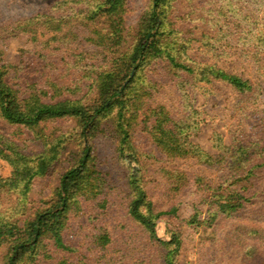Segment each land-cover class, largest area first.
I'll use <instances>...</instances> for the list:
<instances>
[{
    "label": "rangeland",
    "instance_id": "rangeland-1",
    "mask_svg": "<svg viewBox=\"0 0 264 264\" xmlns=\"http://www.w3.org/2000/svg\"><path fill=\"white\" fill-rule=\"evenodd\" d=\"M104 3L0 0V67L7 72L8 84L21 97L35 92L46 103L72 100L95 105L97 79L132 53L151 7V0H126L123 12L104 15ZM165 11L187 45V63L248 80L253 91L241 93L223 81H201L162 60L148 66L145 91L137 90L144 98L140 120L131 131V149L120 151L115 110L89 142L97 190L85 196L89 200L80 197L79 207L68 215L64 241L74 251H55L52 241L44 239L38 264H56L65 257L87 264H140L148 253L151 264H167L164 259L175 246L151 251L147 232L129 215L138 188L157 212L177 209L163 215L155 229L165 243L178 236L181 248L175 264H264V170L253 205L221 213L212 203H232L230 196L212 198L213 189L225 181L228 149L241 142L264 146V0H170ZM159 110L186 129L188 144L198 147L210 162L194 153L175 155L156 143L152 123ZM80 133L75 118L30 129L0 116V140L17 151L6 146L12 159L17 157L14 153L23 158L20 171L25 167L35 173L42 161L47 164L27 191L21 183L24 175L0 157V180L20 183L0 189L1 221L24 228L55 203L63 175L82 156ZM210 215L215 220L204 224ZM119 225L126 230L120 232ZM104 231L118 237L106 249L78 244L79 233L99 237ZM9 254V244L0 246V264L7 263Z\"/></svg>",
    "mask_w": 264,
    "mask_h": 264
},
{
    "label": "trees",
    "instance_id": "trees-1",
    "mask_svg": "<svg viewBox=\"0 0 264 264\" xmlns=\"http://www.w3.org/2000/svg\"><path fill=\"white\" fill-rule=\"evenodd\" d=\"M169 1L151 0L150 10L141 21L140 33L132 53L115 62L111 71L102 73L97 79L99 100L95 105L85 106L79 101L72 100L46 103L35 92L27 97H21L19 91L5 80L7 72L4 71V67H0V116L6 122L34 129L50 120L75 118L80 125V138L84 145L77 166L63 175L56 201L50 208L38 212L36 218L27 222L24 228L17 224L5 223L0 219V246L6 243L10 245V254L6 264H38L37 256L40 248L44 246V239L52 241L55 251L65 253L74 251L73 247L64 241V237L66 238L65 229L69 221L68 215L71 210L79 207L80 197L93 196L97 190V183L90 170L93 160L92 149L89 145L90 139L97 133L102 120L116 110L115 125L121 135L120 151L124 153L127 148L131 149V131L137 120H140L141 113L139 111L144 98L143 94L139 93L138 95L137 90L145 91L144 71L148 66L162 60L166 61L171 69L196 76L201 81H223L241 93L253 91V85L248 80L222 70L209 67L201 69L187 63V45L180 40L177 36L178 32L168 22L165 7ZM104 2V15H115L124 11L126 0H104ZM155 112L152 133L159 146L175 152L170 151L178 156L194 153L210 162V158L198 147L188 144L187 131L184 127H177L176 123H171L164 111ZM254 145H257L258 149L253 148ZM6 146L10 151L17 152L10 143L0 140V157L8 159L15 165L17 172L24 175L21 183L28 191L31 179L45 173L47 164L42 161L39 170L35 173H31L25 167L20 171L19 167L23 158H19V155L14 153L17 157L12 159L11 155L4 151ZM227 154L228 171L223 176L225 181L213 189L212 198L230 196L232 203L230 205L213 201L212 203L216 204L221 213H234L245 206L253 205L258 199L259 191L256 190V186L261 179L260 174L264 170V146L259 143L241 142L234 145L233 148H229ZM18 184L20 183L17 181L9 184V182L0 180V189L6 186L14 187ZM225 185L227 186L225 187ZM133 193L128 212L133 220L147 232L148 248L154 251V248L160 250L162 246H165L166 249L175 246L164 259V263L175 264L174 258L181 248L178 236L170 243H165L158 239L155 229L157 221L163 215L174 214L177 209L173 208L169 213L157 212L153 202L148 199L143 190L138 188ZM214 218L213 215L208 216L204 224L212 223ZM118 227L121 229L120 232L125 229L121 225ZM118 227H115L116 230ZM104 232L99 237L79 233L77 235L78 244L84 245V247L93 245L92 248L96 251L98 248L106 249L110 244L115 243L114 240L118 237L115 233ZM87 237L91 239V242L87 240ZM95 238L96 240H94ZM135 249L137 250V247ZM148 255L149 257L140 259V264H147L148 260L151 264V256L149 253ZM83 261L65 257L56 264H87Z\"/></svg>",
    "mask_w": 264,
    "mask_h": 264
}]
</instances>
